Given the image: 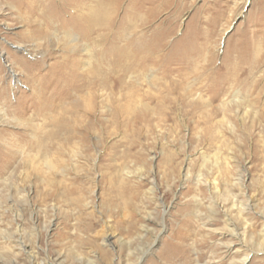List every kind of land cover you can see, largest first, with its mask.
I'll list each match as a JSON object with an SVG mask.
<instances>
[{
    "label": "rangeland",
    "instance_id": "1",
    "mask_svg": "<svg viewBox=\"0 0 264 264\" xmlns=\"http://www.w3.org/2000/svg\"><path fill=\"white\" fill-rule=\"evenodd\" d=\"M109 1L117 44L145 40L170 70L96 90L95 127L57 134L18 60L87 69L100 33L0 0V264H172L171 247L180 264H264V0Z\"/></svg>",
    "mask_w": 264,
    "mask_h": 264
},
{
    "label": "bare ground",
    "instance_id": "2",
    "mask_svg": "<svg viewBox=\"0 0 264 264\" xmlns=\"http://www.w3.org/2000/svg\"><path fill=\"white\" fill-rule=\"evenodd\" d=\"M42 1H47V4L40 8L38 3L36 4V9L41 15V19L46 21V24H52L56 20L68 30H76L78 35L81 33L86 40H91L92 33H100L97 36L104 43V47L98 53L97 64L87 69L80 68L79 65L77 67V62L79 61H75L76 58L74 60L67 59L59 62L56 66H51L48 72L39 77L37 76L38 73H36L39 69L37 64H29L24 59L18 60L19 70L23 72L24 80L31 87L29 98L34 99V102L29 107L31 106L35 112L46 110L45 115L50 122L49 127L56 130L57 134H63L64 132L77 133L80 129L83 132L95 127L96 123L94 124L95 121L93 122L92 118L101 114L100 110H96V90L121 86L124 77L128 73L140 75L146 70L149 63L158 64L160 62L161 68L169 72L170 68L166 64L165 67L164 64H161L163 63V58L157 53V48L152 47L145 40H137L138 42L136 41V45L132 48L117 44L115 37L111 35L115 31L112 30L111 22H109V0H98L94 6L86 5L81 0ZM28 21L31 24L34 20L33 18L32 20L28 18ZM100 28L104 31L106 30L107 33L99 32ZM185 53H188V51ZM245 72L244 68H239L238 66L231 68L229 71L227 70L226 78L221 81L222 85L224 86L231 79L241 77ZM48 86L53 87L50 93H46ZM125 111V105L118 104L112 113L113 123L119 125ZM99 126L102 128L106 127L103 123L99 124ZM32 127L35 126L32 124ZM9 156V152L0 153V170L4 168V161ZM184 250L178 247L175 252H172L171 247L165 253H162L161 260L163 262L170 261L172 264H180L185 254Z\"/></svg>",
    "mask_w": 264,
    "mask_h": 264
}]
</instances>
